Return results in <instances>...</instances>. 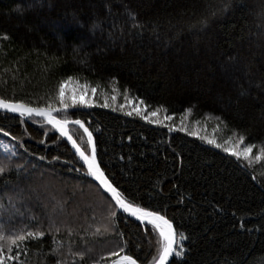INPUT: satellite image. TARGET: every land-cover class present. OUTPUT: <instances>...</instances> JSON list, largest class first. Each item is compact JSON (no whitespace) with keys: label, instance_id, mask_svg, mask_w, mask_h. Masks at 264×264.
I'll return each mask as SVG.
<instances>
[{"label":"trees","instance_id":"1","mask_svg":"<svg viewBox=\"0 0 264 264\" xmlns=\"http://www.w3.org/2000/svg\"><path fill=\"white\" fill-rule=\"evenodd\" d=\"M68 76L95 87L97 104L109 97L111 107L68 118L93 133L115 187L188 237L179 264H264V0H0V98L45 107ZM158 107L152 119L170 116L164 124L135 111ZM0 128L12 147L0 146V224L6 235L35 221L46 232L5 248V264H109L120 247L151 264L157 233L119 212L57 130L1 111ZM70 131L90 153L83 129ZM240 135L256 146L249 160L199 138L225 146ZM53 237L63 241L57 255Z\"/></svg>","mask_w":264,"mask_h":264},{"label":"snow or ice","instance_id":"2","mask_svg":"<svg viewBox=\"0 0 264 264\" xmlns=\"http://www.w3.org/2000/svg\"><path fill=\"white\" fill-rule=\"evenodd\" d=\"M19 11V9H17ZM206 23V20L203 22ZM7 38L6 36L4 37ZM89 91L92 93L96 92L95 87H90L89 83L85 81L81 83L78 79H75L73 76H68L66 79L61 80L58 85V90L55 93L54 97H49V102L45 107H33L28 103L21 101H13L11 99L0 98V110H6L11 113H18L20 117L33 118L41 117L48 124L51 125L53 129L58 130L62 137H66L68 141L71 142L72 147L78 153L80 159L83 161L84 165L87 166V175L95 178L96 181L108 192L111 194V198L115 201V204L123 210L124 213L130 214L131 217L136 218V220L142 222L145 226H151V229L157 233V255L152 258L151 264H169V259L175 256L177 259L173 261V264H179V260L183 259L186 254L184 247V241L188 239L183 233H178L176 227L174 226L173 220L167 218L165 214H162L159 210H150L147 207H142L140 204L136 203L135 200H129L123 192H121L117 187L110 182L109 178L105 175V172L100 166V163L97 159V146L93 138V133L89 131L88 127H85L84 121L80 119L70 120L68 118V110L73 108H93V107H102L109 108L111 107L109 103V97L104 96V102L102 104H97L91 96L88 95ZM113 91H118L113 89ZM87 97V98H85ZM128 97L125 94V100L127 101ZM53 100L58 102L54 103ZM112 101L116 100V96L111 97ZM143 101H140V104L143 105ZM121 108L124 105L120 106ZM114 111L116 109H113ZM161 108H157L154 111L144 115L143 112L136 108L135 111L142 119L152 124H164V120H170V116H165L163 119H152L157 117V113ZM166 111V110H165ZM190 111V110H189ZM62 112L64 113L63 118H58L55 113ZM126 115H133V111H127ZM75 124L83 129V132L86 134V143L90 145V153L86 152L83 147L69 133L68 125ZM169 127L170 130L176 131H186L184 127L176 128L174 125H164ZM4 129L0 128V132H3ZM5 135L9 133L5 132ZM189 135H196L195 132H189ZM16 139V137H12ZM201 140L206 141L210 145H214L217 148H222L226 153H229L235 156L237 159L243 158L244 160H249L250 155L252 154L253 148L256 147L253 144H248L241 148L239 151L236 150V146L225 147L222 144L218 143L213 139H208L205 136L199 137ZM245 140L244 135H240L237 143L242 144ZM43 143V141H41ZM227 143V142H226ZM6 152H11V149L5 146ZM260 155L257 156V159H261L264 156V147L259 148ZM41 160L45 157H40ZM56 160H59V157H55ZM8 172V169L0 165V176H4ZM11 204V201H9ZM110 216L116 218L117 213L111 212ZM34 219V218H33ZM7 222H11L10 220ZM36 228L34 230L20 229L15 234L6 235L3 230V225L0 224V253H4L5 248L12 251L13 246L16 248H21L23 244L25 247H28V243L33 241H42L43 237L46 235V232L43 228V225L40 221H35ZM49 230L52 229L51 223L48 225ZM145 227V231H147ZM55 231H59L56 229ZM108 231L107 228H97L93 235L102 234V232ZM67 232H71V229H67ZM122 235V233H119ZM52 242L56 247L52 250L53 255H57L60 249L63 247V241H56L53 237ZM127 241H125V245ZM23 251V249H21ZM121 253H124L121 255ZM81 259L84 258V253H78ZM111 256L116 257L112 260V264H138L137 259L133 255L127 254L125 252V247H120L119 251H113ZM8 259L18 260L19 258L15 255L7 257ZM6 257L0 255V264H5ZM21 264H24L21 261ZM56 264H65L63 260H57ZM96 264V262H94Z\"/></svg>","mask_w":264,"mask_h":264},{"label":"water","instance_id":"3","mask_svg":"<svg viewBox=\"0 0 264 264\" xmlns=\"http://www.w3.org/2000/svg\"><path fill=\"white\" fill-rule=\"evenodd\" d=\"M87 111V110H89V108H80V107H77V108H73V109H69L68 110V112L69 111ZM1 112H6V113H10V114H16V115H19L18 113H11V112H7L6 110H0ZM58 113H55V115H57ZM58 117V116H57ZM38 118H40V119H42L43 120V118H41V117H38ZM59 118V117H58ZM71 125H75V124H69L68 125V130H69V133L71 134V131H70V126ZM76 126H78V125H76ZM79 127V126H78ZM85 127H87L86 126V124H85ZM89 129V128H88ZM90 131V130H89ZM57 132L59 133V131L57 130ZM60 134V133H59ZM61 135V134H60ZM72 135V134H71ZM73 136V135H72ZM66 141H67V143L70 145V147L72 148V150L74 151V153L77 155V157L80 159V157H79V155H78V153H76V151H75V149L72 147V144H71V142L70 141H68L67 140V138L66 137H63ZM94 138V137H93ZM73 139H75L74 138V136H73ZM76 140V139H75ZM78 143V142H77ZM97 159H98V155H97ZM80 161H81V163L83 164V166L86 168V170H87V166L86 165H84V163H83V161L80 159ZM98 161H99V159H98ZM100 163V162H99ZM100 166H101V164H100ZM101 168H102V166H101ZM103 169V168H102ZM103 171H104V169H103ZM105 172V171H104ZM105 175H106V173H105ZM107 176V175H106ZM91 178H92V180L94 181V182H96L110 197H111V194L110 193H108L100 184H99V182L98 181H96L95 180V178L94 177H92V176H90ZM108 177V176H107ZM109 178V177H108ZM110 180V179H109ZM110 182H111V180H110ZM114 185V184H113ZM115 186V185H114ZM112 199V198H111ZM113 200V199H112ZM114 201V200H113ZM114 203H115V201H114ZM117 206V208H118V210H119V212L120 213H122L123 215H125V216H127V217H129V218H131V219H134V220H136V218H134V217H131L130 216V214H128V213H124L123 212V210L122 209H120L119 208V206L118 205H116ZM136 221H138V220H136ZM138 222H140V221H138ZM142 223V222H141ZM123 255V254H122ZM174 258V256L173 257H171L170 259H169V264L171 263V261H172V259ZM116 259V258H115ZM109 264H112V261L109 263ZM139 264V263H138Z\"/></svg>","mask_w":264,"mask_h":264},{"label":"rangeland","instance_id":"4","mask_svg":"<svg viewBox=\"0 0 264 264\" xmlns=\"http://www.w3.org/2000/svg\"><path fill=\"white\" fill-rule=\"evenodd\" d=\"M88 95L91 96L90 93H88ZM85 98H87V97H85ZM198 128H199L200 130L202 129V131H203L204 134H207L208 132H209L208 135L211 134L210 131L207 130V128H203V127L200 128L199 126H198ZM209 136L212 137L211 135H209ZM209 136H208V137H209ZM210 139H213V140L217 141L218 143L220 142V141L217 139V137L210 138ZM221 142H222V143L224 142V145H225L226 147H227V146H228V147H232L233 145H235L237 151H239L241 148H243L244 146L247 145V144H245V143L238 144L236 141H234V140H232V139H226V140L221 139ZM226 142H227V143H226ZM0 146H1V148L3 149V151H5V146H7L8 148L11 149V152H12V147H11L7 142L2 141V142L0 143ZM5 152H6V151H5ZM11 152H6V153H11Z\"/></svg>","mask_w":264,"mask_h":264}]
</instances>
